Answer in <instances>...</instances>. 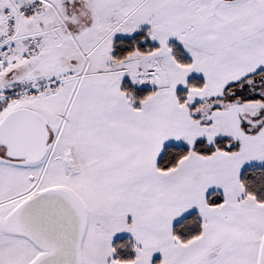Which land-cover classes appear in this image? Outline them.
Masks as SVG:
<instances>
[{"label": "snow or ice", "instance_id": "6c2138e0", "mask_svg": "<svg viewBox=\"0 0 264 264\" xmlns=\"http://www.w3.org/2000/svg\"><path fill=\"white\" fill-rule=\"evenodd\" d=\"M0 264H264V0H0Z\"/></svg>", "mask_w": 264, "mask_h": 264}]
</instances>
